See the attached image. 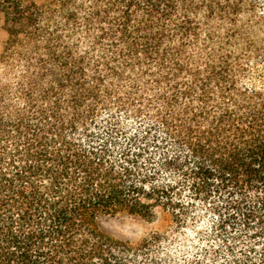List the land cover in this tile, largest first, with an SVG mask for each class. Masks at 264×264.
Masks as SVG:
<instances>
[{
	"label": "trees",
	"instance_id": "obj_1",
	"mask_svg": "<svg viewBox=\"0 0 264 264\" xmlns=\"http://www.w3.org/2000/svg\"><path fill=\"white\" fill-rule=\"evenodd\" d=\"M0 264H264V0H0ZM206 231L131 243L117 214Z\"/></svg>",
	"mask_w": 264,
	"mask_h": 264
},
{
	"label": "rangeland",
	"instance_id": "obj_2",
	"mask_svg": "<svg viewBox=\"0 0 264 264\" xmlns=\"http://www.w3.org/2000/svg\"><path fill=\"white\" fill-rule=\"evenodd\" d=\"M2 31L0 30V40ZM152 221H146L139 217L128 214H117L108 218L104 225L110 235L118 240H127L136 243L143 240L154 231L167 230L169 240H165L167 247L178 256L187 254V246L197 243L199 234L206 231V223L202 220L203 213H199V219H189L185 226L177 228L173 223L168 224L167 217L161 212Z\"/></svg>",
	"mask_w": 264,
	"mask_h": 264
}]
</instances>
